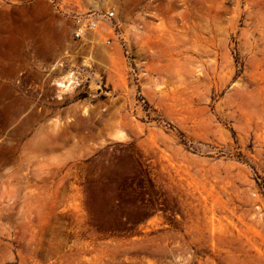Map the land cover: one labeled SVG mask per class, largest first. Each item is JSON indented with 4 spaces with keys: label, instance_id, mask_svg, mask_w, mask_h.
<instances>
[{
    "label": "rangeland",
    "instance_id": "obj_1",
    "mask_svg": "<svg viewBox=\"0 0 264 264\" xmlns=\"http://www.w3.org/2000/svg\"><path fill=\"white\" fill-rule=\"evenodd\" d=\"M261 183L264 0H0V264H264Z\"/></svg>",
    "mask_w": 264,
    "mask_h": 264
},
{
    "label": "built area",
    "instance_id": "obj_2",
    "mask_svg": "<svg viewBox=\"0 0 264 264\" xmlns=\"http://www.w3.org/2000/svg\"><path fill=\"white\" fill-rule=\"evenodd\" d=\"M114 11L96 13L91 10L76 13L73 16V25L71 36L73 40L83 42L95 41V34L101 30L105 34V44L112 45V37L115 33V27L112 24Z\"/></svg>",
    "mask_w": 264,
    "mask_h": 264
},
{
    "label": "bare ground",
    "instance_id": "obj_3",
    "mask_svg": "<svg viewBox=\"0 0 264 264\" xmlns=\"http://www.w3.org/2000/svg\"><path fill=\"white\" fill-rule=\"evenodd\" d=\"M64 80H65V79H64ZM70 82H71V81H69V80H67V79H66L65 81H63V80L60 81V80H59V81L57 82V85H58V87H60V88H67V87L70 85Z\"/></svg>",
    "mask_w": 264,
    "mask_h": 264
},
{
    "label": "trees",
    "instance_id": "obj_4",
    "mask_svg": "<svg viewBox=\"0 0 264 264\" xmlns=\"http://www.w3.org/2000/svg\"><path fill=\"white\" fill-rule=\"evenodd\" d=\"M261 187H263V188H264V183H263V184L261 183Z\"/></svg>",
    "mask_w": 264,
    "mask_h": 264
}]
</instances>
